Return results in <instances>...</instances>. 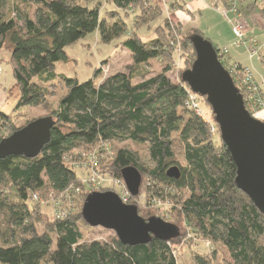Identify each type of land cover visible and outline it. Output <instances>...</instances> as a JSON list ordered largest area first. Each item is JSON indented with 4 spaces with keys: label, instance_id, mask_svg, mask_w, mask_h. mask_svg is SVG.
Masks as SVG:
<instances>
[{
    "label": "trees",
    "instance_id": "16d2710c",
    "mask_svg": "<svg viewBox=\"0 0 264 264\" xmlns=\"http://www.w3.org/2000/svg\"><path fill=\"white\" fill-rule=\"evenodd\" d=\"M108 1L112 7L102 12L96 0H12L9 8L10 0H0V50L8 51L19 88L15 109L45 104L47 85L55 79L65 87L47 115L53 127L40 153L0 159V263L178 264L171 244L181 231L172 222L180 233L169 241L153 238L131 246L116 236L105 241L82 240L81 225L87 223L81 210L89 190L75 170L78 159L73 150L84 147L99 158L104 150H111L103 158L101 175L123 180L121 170L136 167L141 178L151 182L149 198L160 205L158 211L171 213L172 209L195 234L220 245L228 256L227 264H264V212L236 186L235 164L219 132L218 138L212 135V121L185 105L190 88L181 75L195 57L190 36L209 39L197 28L180 27L182 47H188L192 55L190 67L177 81L167 75V65L146 77L149 71L143 64L171 57L167 38L177 25L150 0ZM260 1L264 18V0ZM16 2L38 4L35 16ZM157 18L161 23L153 26ZM95 32L101 43L122 46L130 53L128 72L117 71L101 82L93 78L99 68L84 81L57 73L55 64L68 59L65 48ZM212 45L220 58V48ZM244 105L247 108L245 101ZM19 127L0 108V140ZM174 141L181 146L183 165L175 159ZM126 142L144 145L147 161ZM119 143L124 145L115 146ZM173 165L180 169L178 179L166 175ZM141 186L142 179L138 194ZM46 188L57 200L56 218L42 215L31 202ZM75 193L81 196L74 198ZM128 198L127 204L136 205L137 196ZM59 208L67 210L63 213ZM37 223H44L45 231L38 232ZM212 257L196 254L192 259L194 264H213Z\"/></svg>",
    "mask_w": 264,
    "mask_h": 264
},
{
    "label": "rangeland",
    "instance_id": "374dc122",
    "mask_svg": "<svg viewBox=\"0 0 264 264\" xmlns=\"http://www.w3.org/2000/svg\"><path fill=\"white\" fill-rule=\"evenodd\" d=\"M11 1L12 0H10L8 8L11 6ZM96 1L100 3V9L102 10V12L105 8L112 7V5L109 4L108 0ZM150 1L153 4H158L165 10V7L163 6L164 2L162 0ZM225 1L227 2L226 4L224 3V0H220L222 4L220 3V10L218 11L220 13L221 11H226L229 19H233L234 17H236L240 18L243 21L245 25V37L241 41L232 33V25L228 21V19L222 14L219 15L220 13L215 14L212 8L207 11L204 10L202 12V15L200 14L196 16L193 22L187 26H201L206 28L209 25L215 24L216 27L222 31L223 37H225V39H227L228 41H231L230 45H226L228 47V50L226 47L220 48V50L224 51L223 56L221 55L220 57H226V60L229 62L240 63L242 66L250 68L254 73L255 71H257L264 78V18L260 11L261 1ZM16 3H19V7H22L24 10L28 11L31 17L35 16V9L39 6L38 4L24 5L20 2ZM232 7L235 9V12L231 10ZM163 13L172 21L173 24L177 25V29L175 31L172 30L167 38V41L169 42L171 47V57L153 59L143 64L141 67L149 71L146 76L149 77L161 71L162 67L167 65L169 66L167 75L172 80L177 81L180 79L182 71L190 67L189 61L192 55L188 52V47H182V41L179 38V34H181L179 33V28L182 27V24L177 22L174 18L170 17L169 14L166 13V11H163ZM127 19V21H130L129 17H127ZM159 23H161V20L157 18L154 21L153 26ZM130 24L131 21L128 22V25ZM250 37L256 40V49L258 50V55L252 58L249 57L250 44L248 43V41ZM163 40H165V38H163ZM237 45L240 46L237 47ZM65 52L68 59L66 61L57 62L55 64V70L57 73H62L67 77L76 78L79 81H84L92 78L94 76L95 69L99 68L100 73L93 78L95 79V82H101L106 76L117 71L128 72L132 63L131 55L125 48H123L122 46H118L115 48L112 47V45L101 43L99 40V35L96 32L90 33L77 42L67 46L65 48ZM228 54L231 55V58ZM135 80H139V77H137ZM262 81L263 79L258 82ZM47 89L49 91V95L45 104L38 106H23L15 109V104L19 97V88L13 80V76L10 70L9 53L7 50H0V108L4 112L9 113L16 126L22 127L28 120L31 121L39 117L50 115L51 109L56 106L57 100L65 92V87L60 79H55L47 85ZM261 94L264 96V88ZM197 107L199 108V110H201L206 120H209L210 122L212 121L210 123V125H214V131H212V135L215 138H218V127L213 121L211 108L209 107L204 97L198 95ZM251 114L256 118L264 121V119L262 118L264 116L262 114V111L251 112ZM0 131L2 135L3 131ZM5 135L7 136V133ZM5 135L3 136L6 137ZM123 145V143L115 144V146ZM126 145L137 150L141 158L147 161V151L144 145H134L130 142H126ZM173 150L175 159L179 164L183 165L184 159L182 155V149L177 141H174L173 143ZM73 151L74 153H76V159H78L75 162V170L78 171V173L81 175L82 180H84V182L86 183L89 190L88 193L92 191H101V188H105L104 191L110 189L111 191H114L119 195L121 194V192H127L128 197L131 196L126 189L123 180H119V178L117 177L107 176L106 174L101 175L102 173H100V167L103 165L102 162L105 160L103 158L106 154L111 155V150H109L110 153H107V149L104 150L101 158H99V155L95 154L94 150H86V148L84 147L74 149ZM142 177L143 178L140 194L136 195V205L138 206V213L145 219L150 216H159L163 220L175 223L180 227V236L176 239V243L171 244V248L173 254L176 257L177 263L194 264L192 257L196 254H202L206 255V257L213 256L211 258L213 264H227L228 256L220 245L210 243L209 241V244H207V240L202 238L200 235L195 234L190 229V227L185 226L181 218L176 217V214L178 213H175V211H173L172 209L171 213L169 212V210L167 213H165L166 211H158V207H160V205L151 203V198H149L152 189V186H150L151 182L143 175ZM39 194L41 197L39 196L38 199H35L33 197V200H31V202L36 206H39L40 211L43 213L42 215L48 217L53 216V218H56L54 216L55 212H53L54 209L58 206L54 202L57 201L56 199H54L55 195L50 193L49 189L47 188L40 191ZM76 196L80 197L81 195L75 193L73 197L76 198ZM170 203H167V205L164 206L165 209L168 208V205ZM59 210L61 212H64L67 209L61 210L59 208ZM36 228L38 232L45 231L44 223H37ZM81 231L83 234L82 240L84 241H105L116 236L115 232L110 229H106L100 226H90L84 223L83 225H81ZM52 236L54 238L53 234ZM215 249L217 252L214 256L212 255V253Z\"/></svg>",
    "mask_w": 264,
    "mask_h": 264
},
{
    "label": "water",
    "instance_id": "95a60500",
    "mask_svg": "<svg viewBox=\"0 0 264 264\" xmlns=\"http://www.w3.org/2000/svg\"><path fill=\"white\" fill-rule=\"evenodd\" d=\"M195 57L181 80L190 90L205 97L211 107L220 138L236 167L235 183L264 212V121L245 107L242 94L220 62L212 43L200 35H191ZM53 120L43 116L27 122L0 140V159L10 155L37 156L50 139ZM180 169H167L168 177L178 179ZM126 189L131 196L139 193L141 174L134 166L121 170ZM81 215L90 226H100L115 232L124 245L147 244L153 238L169 241L179 235V227L159 216L147 219L138 214L134 204L122 202L111 190L87 194Z\"/></svg>",
    "mask_w": 264,
    "mask_h": 264
},
{
    "label": "built area",
    "instance_id": "2783aa9c",
    "mask_svg": "<svg viewBox=\"0 0 264 264\" xmlns=\"http://www.w3.org/2000/svg\"><path fill=\"white\" fill-rule=\"evenodd\" d=\"M231 10L235 12V9L232 7ZM221 14L228 19L231 23L232 33L238 38L240 41L244 39L245 33V25L240 18L234 17L233 19H229L226 11H221ZM249 57L252 58L258 55V50L256 49V40L251 38L249 39ZM224 51L220 50L219 56H223ZM222 65L229 72L234 84L238 87L240 91H242L244 95V101L247 105V109L251 112L262 111L264 110V96L261 94L264 88V82H258L252 72V70L248 67L240 66L237 62H229L226 60V57H220ZM262 60V59H260ZM197 97L198 95L192 92L190 89L187 90V98L185 101V105L187 108H191L199 112L202 116L201 110L197 107ZM211 130L214 131V128L211 126ZM122 202L126 203L128 201V193L121 192L119 195ZM35 199H38V195H34ZM64 213V212H63ZM207 244L209 242L207 241Z\"/></svg>",
    "mask_w": 264,
    "mask_h": 264
},
{
    "label": "crops",
    "instance_id": "0c3cea01",
    "mask_svg": "<svg viewBox=\"0 0 264 264\" xmlns=\"http://www.w3.org/2000/svg\"><path fill=\"white\" fill-rule=\"evenodd\" d=\"M162 1L164 2L163 6L165 7V10L163 8L162 9L166 11V13L169 14L170 17L174 18L177 22L182 24V28L184 30L190 28L187 25L192 23L194 18H196V16L200 14L202 15V12L204 10L207 11L210 8H212L215 14L220 13L218 10H220L219 6L222 4L220 0H162ZM219 15H221V13ZM194 28H197L200 31H202L205 37H207L213 44L217 45V47L219 48L226 47L228 50V47L226 45H230L231 41H228L227 39H225V37H223L222 31L219 30L215 24L209 25L206 28L201 26H194ZM238 46L240 45H237V47ZM229 57L231 58V55ZM254 76L257 81H260L262 79L264 81L263 76L259 74L257 71H255ZM262 114L264 115V110H262ZM262 118L264 119V116Z\"/></svg>",
    "mask_w": 264,
    "mask_h": 264
}]
</instances>
